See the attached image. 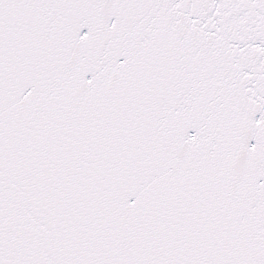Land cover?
<instances>
[{"label": "snow or ice", "instance_id": "1", "mask_svg": "<svg viewBox=\"0 0 264 264\" xmlns=\"http://www.w3.org/2000/svg\"><path fill=\"white\" fill-rule=\"evenodd\" d=\"M0 264H264V0H0Z\"/></svg>", "mask_w": 264, "mask_h": 264}]
</instances>
